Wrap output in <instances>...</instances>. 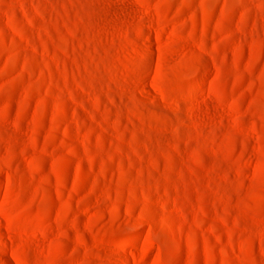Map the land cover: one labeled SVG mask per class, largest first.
Returning a JSON list of instances; mask_svg holds the SVG:
<instances>
[{
	"label": "rangeland",
	"instance_id": "rangeland-1",
	"mask_svg": "<svg viewBox=\"0 0 264 264\" xmlns=\"http://www.w3.org/2000/svg\"><path fill=\"white\" fill-rule=\"evenodd\" d=\"M0 264H264V0H0Z\"/></svg>",
	"mask_w": 264,
	"mask_h": 264
}]
</instances>
